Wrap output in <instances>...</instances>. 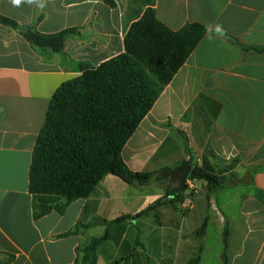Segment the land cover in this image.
<instances>
[{"label": "crops", "instance_id": "obj_1", "mask_svg": "<svg viewBox=\"0 0 264 264\" xmlns=\"http://www.w3.org/2000/svg\"><path fill=\"white\" fill-rule=\"evenodd\" d=\"M148 8L173 31L195 22L208 34L123 158L132 171L154 175L209 165L224 186L209 193L194 180L183 203L114 222L166 198L170 179L139 188L109 175L90 197L41 216L29 172L53 95L82 66L124 53L128 30ZM0 17L43 34L76 30L56 54L0 22V264H92L83 250L107 231L95 264H224L225 232L228 264H264V52L255 50L264 49V0H0Z\"/></svg>", "mask_w": 264, "mask_h": 264}, {"label": "trees", "instance_id": "obj_2", "mask_svg": "<svg viewBox=\"0 0 264 264\" xmlns=\"http://www.w3.org/2000/svg\"><path fill=\"white\" fill-rule=\"evenodd\" d=\"M0 22L19 31L34 48L56 54L64 50L67 38L76 31L43 34L9 18L0 17ZM207 34L208 29L195 22L173 31L157 18L153 8H148L128 30L124 53L98 67L82 66L81 76L56 90L34 147L29 172L30 192L41 198V216L53 210L63 213L70 203L90 197L109 175L139 188L150 185L154 174L132 171L123 158V150ZM235 44L249 50L237 41ZM189 180L206 182L209 193L225 183L209 165L193 166ZM184 193L185 190L176 193L168 187L163 200L135 216H122L114 222L138 219L165 204L183 203ZM62 199L65 203H60ZM206 227L207 220L198 234H203ZM108 238L107 231L92 239L83 250V260L95 264L97 251ZM136 243L141 244L140 233ZM224 248L223 261L228 264L227 232Z\"/></svg>", "mask_w": 264, "mask_h": 264}, {"label": "water", "instance_id": "obj_3", "mask_svg": "<svg viewBox=\"0 0 264 264\" xmlns=\"http://www.w3.org/2000/svg\"><path fill=\"white\" fill-rule=\"evenodd\" d=\"M192 165L190 163H183L173 169H167L161 173H156L151 180V183L156 181L159 176L163 179H170V189L176 193L186 189L187 181L192 172Z\"/></svg>", "mask_w": 264, "mask_h": 264}, {"label": "built area", "instance_id": "obj_4", "mask_svg": "<svg viewBox=\"0 0 264 264\" xmlns=\"http://www.w3.org/2000/svg\"><path fill=\"white\" fill-rule=\"evenodd\" d=\"M185 192H186L188 198L192 197L193 193L195 192L192 180L187 181V187L185 189Z\"/></svg>", "mask_w": 264, "mask_h": 264}, {"label": "clouds", "instance_id": "obj_5", "mask_svg": "<svg viewBox=\"0 0 264 264\" xmlns=\"http://www.w3.org/2000/svg\"><path fill=\"white\" fill-rule=\"evenodd\" d=\"M27 2L32 3V2H34V0H27ZM12 3H13L14 5L19 6V5L22 3V0H12ZM41 6H42V5H41ZM215 31H216L217 33H219V34H222V28H221V26L217 25Z\"/></svg>", "mask_w": 264, "mask_h": 264}]
</instances>
